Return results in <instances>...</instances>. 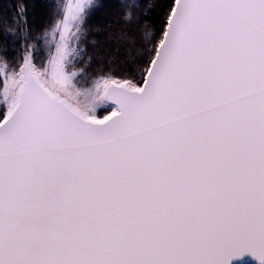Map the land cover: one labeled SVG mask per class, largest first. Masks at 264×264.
I'll use <instances>...</instances> for the list:
<instances>
[{"label":"snow or ice","instance_id":"6c2138e0","mask_svg":"<svg viewBox=\"0 0 264 264\" xmlns=\"http://www.w3.org/2000/svg\"><path fill=\"white\" fill-rule=\"evenodd\" d=\"M100 7L5 32L0 264H264V0H152L133 64L89 78Z\"/></svg>","mask_w":264,"mask_h":264},{"label":"trees","instance_id":"16d2710c","mask_svg":"<svg viewBox=\"0 0 264 264\" xmlns=\"http://www.w3.org/2000/svg\"><path fill=\"white\" fill-rule=\"evenodd\" d=\"M60 0H0V55L7 49L9 58L23 54L25 41L23 36L13 44L11 38H5L8 29H15L21 10L27 24L20 33L27 31L31 37H42L43 29L50 26L56 13V4ZM102 7L93 11L86 23L87 35L82 42L83 59L77 62L78 68H84L89 78L101 71L114 68L119 74L133 64V57L140 55L139 37L143 26L139 23L145 14L155 19L156 9H150L152 0H98ZM130 14L131 21L125 19ZM150 27V25H148ZM18 33V35L20 34ZM131 34L136 39V46L130 40L119 37ZM33 41H28L31 43ZM34 55L38 63L47 56V45L43 38L35 41ZM90 61V62H89Z\"/></svg>","mask_w":264,"mask_h":264},{"label":"water","instance_id":"95a60500","mask_svg":"<svg viewBox=\"0 0 264 264\" xmlns=\"http://www.w3.org/2000/svg\"><path fill=\"white\" fill-rule=\"evenodd\" d=\"M231 264H259V262L253 259L251 256L246 255L240 260H233Z\"/></svg>","mask_w":264,"mask_h":264}]
</instances>
